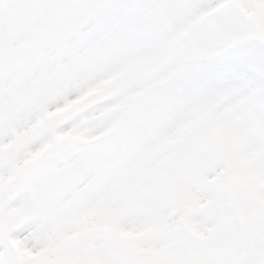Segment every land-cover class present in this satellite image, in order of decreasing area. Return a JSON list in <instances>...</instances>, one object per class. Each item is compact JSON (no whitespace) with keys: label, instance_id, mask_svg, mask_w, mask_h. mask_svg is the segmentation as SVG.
Here are the masks:
<instances>
[{"label":"rangeland","instance_id":"374dc122","mask_svg":"<svg viewBox=\"0 0 264 264\" xmlns=\"http://www.w3.org/2000/svg\"><path fill=\"white\" fill-rule=\"evenodd\" d=\"M225 5L232 8L226 17L220 15ZM235 16L242 17L254 30H264L262 0H224L191 23H179L170 35L163 31L160 21L162 31L157 35L122 41L104 57L99 54L107 43L96 38L78 41L54 68L31 79L30 86L29 81L20 79L7 93L0 91V230L21 226L37 215H43L47 225L38 239L26 236L12 241L21 264H89L93 263L89 259L96 257L94 251L104 264L110 263V257L116 264H162L165 257L148 263L135 252L139 246L153 252L172 240V220L167 219L172 213H185L190 223L202 222L205 228H214L215 244L208 245L202 234L188 240L180 236L184 243L175 251L182 264H264V135L260 132L264 99L234 85L226 86L213 72L211 91L195 112L150 143L144 139L146 130L161 118L156 111L162 101L154 99L145 104L143 92L162 74L183 78L181 65L194 49L206 51L213 70L218 48L206 40L208 29L201 26L215 18L214 29L239 38ZM0 17L13 26L20 22L15 0H0ZM197 28L200 30L193 31ZM190 32L192 38L188 39ZM121 50L128 56L126 64L108 76L106 69ZM145 55L151 56L146 60ZM141 63L144 71L132 78ZM259 64L250 55L245 67L255 74L253 65ZM93 71V89L82 88L78 90L81 96L70 95L73 82L68 80L78 72ZM125 78L130 83L124 85ZM67 82L70 85L63 87ZM53 90L68 93L65 103L59 102L62 98H49ZM123 99L126 101L121 107L125 106L127 120L130 118L129 131L116 128L117 116L112 112L105 116L101 111L90 124L77 125L87 114L115 107ZM36 107L43 109L41 114L36 113ZM26 115L31 117L24 121ZM146 118L148 121L142 122ZM73 120L74 129L65 128ZM205 127L215 130L196 143L197 133ZM103 141L102 150L86 153L85 159L80 155L62 166L68 180H59L61 166L57 161L49 165L38 184L21 181L25 174L48 161L54 149ZM155 144L162 146L150 161L152 165L157 161L154 171L137 167L143 157L140 153ZM95 162L96 167H92ZM103 187L106 192L102 193V202L93 204V193ZM26 195L29 199H23ZM18 198L21 202L17 206L7 207ZM119 198L123 199L116 202ZM220 209L224 210L222 218L209 220ZM101 211L107 216L98 219L95 213ZM77 219L82 227L95 219L98 222L86 237H78V232L68 226ZM136 225L151 230L139 241L124 238L123 231L132 232ZM160 227L163 230L157 232ZM191 231L201 229L190 226ZM254 250L257 257L251 256Z\"/></svg>","mask_w":264,"mask_h":264},{"label":"snow or ice","instance_id":"6c2138e0","mask_svg":"<svg viewBox=\"0 0 264 264\" xmlns=\"http://www.w3.org/2000/svg\"><path fill=\"white\" fill-rule=\"evenodd\" d=\"M15 3L21 15L17 25H10L0 17V91L5 93L16 81H30L54 68L78 41L96 38L103 43L133 42L160 33V21L164 24L163 31L170 35L186 13L216 7L224 0H15ZM231 12V5H225L220 15L226 17ZM250 55L239 44L220 47L213 72L226 86L234 85L264 99V87L245 67ZM68 151V147L54 149L48 161L25 174L21 181L38 184L53 162L59 161V167L80 156H69ZM20 202L18 198L7 207ZM46 228L43 215L21 226H5L0 230V264H21L12 241L26 236L38 239Z\"/></svg>","mask_w":264,"mask_h":264},{"label":"bare ground","instance_id":"6f19581e","mask_svg":"<svg viewBox=\"0 0 264 264\" xmlns=\"http://www.w3.org/2000/svg\"><path fill=\"white\" fill-rule=\"evenodd\" d=\"M111 43L114 45H117V44H120L121 41H114ZM99 55L101 57H103L101 51H100ZM150 56H149V58H150ZM115 57H116L115 60L112 59L110 65L106 69V72L108 74L112 73L114 71V69L119 70V68L126 63L127 58H128V56L126 55L124 50L119 51V54H116ZM83 64H85V63H83ZM163 64H161L160 66H162ZM102 70H103V68L101 69V71ZM77 74H78V76H74L73 78L68 80L69 82H73L71 85L69 84V82L62 84L63 87H67L68 84L70 85L68 92L72 96H74V95L81 96L82 94L78 93L79 89L88 88L89 89L88 91H91L93 89L92 86L94 85V84L91 85L92 81L95 79L94 78V75H95L94 71L93 72H82V73L78 72ZM184 80H185V77L181 78L179 74L177 76H172V75L168 76V74H166V75L162 74L161 76L156 78L153 83H151V85L148 89L149 91L147 90V91L143 92L142 96L145 98V104H148L151 101H154V99H161L162 104H161L160 108L157 109V111H156L158 118L161 117L162 113L167 112V111H175L181 106V97H180L179 93L181 92V90H183L187 87V80H185V81ZM169 83L171 84L170 89L166 88V85H168ZM61 92H64V90H62ZM84 92L85 91H83V93ZM67 94L60 93L58 90H55V91L53 90L50 93L49 98L50 99H53L55 97L62 98L59 100V102L62 101L63 103H65L64 99L67 98ZM85 94H87V93H85ZM125 101H126V99H123L121 103L115 104L118 107L117 106L114 107V105H113L111 107H107V108H104L101 110H96L95 113L89 114L88 116H85L83 119H81L80 120L81 122L77 123V125L90 124L91 122H93L94 120H96L97 118L100 117L101 111H102V115H105V116H106V114H109L112 112L114 115L117 116V118L114 119L115 122L118 124L116 126V128H118V130H121V131H125V130L129 131L130 129H129L128 120H130V118H128V120H127V113H125L126 110L124 109L125 106L121 107L122 105H125V103H124ZM36 108H37L36 113L38 114V112H39V114H41L43 109L41 107H36ZM112 109H114V110H112ZM137 112H138V110H137ZM97 115H99V116H97ZM30 117L31 116L27 117V115H26L24 117L25 118L24 121H26ZM33 117H35V115ZM36 117H38V115H36ZM149 120H150V118H149ZM145 121H148V118L144 119L142 122H145ZM205 122H210V121H205ZM202 124H201V126H202ZM74 125H76V124H74ZM133 125H134V123H133ZM72 129H74V126L72 127ZM214 130H215L214 127L213 128L205 127L202 130L201 134L197 133L198 131L195 132V133H197V137L195 138L196 143H200V142L206 140L214 132ZM93 131L94 130L92 129V132ZM84 135L89 136V134H84ZM84 135H82L80 137V139ZM80 139L75 140V142L76 141L80 142ZM161 146L162 145L156 146V144H155L149 151L143 150L140 153V155H142L143 157L140 161L137 162V167L139 166L140 169L144 168V170H146V171L147 170L148 171H154L155 163L157 161H154L153 165L151 164L150 161H152V159L154 158L155 154L157 153V151L160 149ZM81 156H83L84 159L86 158V154H81ZM56 162L57 161H55L53 163V165ZM92 162H93V160H92ZM92 162H91V165H92ZM148 162H149V164H148ZM96 163L97 162L93 163L94 166H92V167H96V165H95ZM145 164H147L148 166ZM62 166L59 168V171H60L59 172V180L65 181V180H68V174L65 173ZM119 182L120 181L117 180L116 184H118ZM126 187H127V185H126ZM126 187H125V189H126ZM125 189L121 192L120 195H122L125 192ZM100 197H101V195L99 197L94 198L93 204L96 201L101 203L103 198H100ZM122 199L123 198H119L116 200V202H118ZM63 200H64V198L59 201V204L63 203ZM48 201L49 200H47V202ZM105 203H108L107 195H106ZM208 205H209V203H208ZM105 209H108V207L104 208L103 210H105ZM223 215H224V210L220 209L219 211H215L209 220H212V221H214L216 219L220 220ZM105 216H107V215H106V213H103V211H101L100 213H95V217H98V219L99 218L102 219ZM168 218L172 219V224H171L172 225L171 228L173 229V231L171 233L172 240H166V243L161 248H159L153 252H150L148 250L137 249L136 253L139 256H143V258L145 259L146 262L152 263V261H154V260H158L161 257H165L166 259L162 262V264H182L181 261L179 260V258L177 257L176 251H175V249L177 247H181L184 243V240L180 239V236L184 237L185 240H188V239H191L192 237H197V236H199V234H202L206 238L204 241L208 245L209 244H215L214 239L212 238V234H214V228H211V227L205 228L202 222H200L199 224L194 223V222L190 223V219L185 218V216L183 217V220L181 222L177 219L176 213L171 214ZM98 219H95V220H92L91 222H89V225L87 227H82L81 226L82 221L78 220V219L75 220L74 223H72V225H68V226H71V230L78 232V234H79V235H77L78 237H81V236L86 237L90 233V231L92 230V226L97 225ZM156 224H159V222H157ZM151 225H154V223H151ZM190 226H192L194 230L201 229V231L197 232V233H195V232L193 233V231L190 232ZM132 229L134 232L133 231L130 232L128 230H125L124 236L126 238H129V239H136V241H139V239H141V237L149 231V229H144L142 227V225H136L135 227L132 226ZM162 230H163V227H160L157 231L160 232ZM160 251H162L163 254ZM213 251L217 252V248H213ZM93 256H96V257L95 258L93 257V259L90 258L89 260H91L93 263H89V264H104L101 260L98 259L99 256H98L97 251L93 252ZM251 256L257 257L256 250H254L252 252ZM109 261H110V263H108V264H116L115 260L111 257H110Z\"/></svg>","mask_w":264,"mask_h":264},{"label":"clouds","instance_id":"9594fccd","mask_svg":"<svg viewBox=\"0 0 264 264\" xmlns=\"http://www.w3.org/2000/svg\"><path fill=\"white\" fill-rule=\"evenodd\" d=\"M264 2V0H262ZM7 5H5V8ZM206 10L197 9L186 13L180 23L189 24L191 21L199 17ZM215 18H210L206 25L208 34L206 40L217 48L226 45H242L251 55L255 56L259 61V65H253L255 76L258 84L264 87V30H254L248 25L247 21L240 16H235L237 21L236 27L240 32V37H232L224 35L221 31L212 27ZM197 28L193 31H199ZM192 38L190 32L188 39ZM182 73L187 80V87L179 93L181 97V106L175 111H167L161 114V118L152 127L144 133L145 143H150L155 138L162 135L169 127L177 121L186 117L189 113L195 112L199 105L207 98L211 91L209 81L213 77V70L210 66L209 59L204 49H194L188 56L186 62L181 65ZM166 88H171V84L166 85ZM76 121H70L65 125V128H71ZM260 132L264 135V121L261 122ZM106 141L99 144H72L68 146V155L86 154L102 150Z\"/></svg>","mask_w":264,"mask_h":264}]
</instances>
